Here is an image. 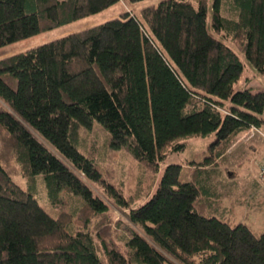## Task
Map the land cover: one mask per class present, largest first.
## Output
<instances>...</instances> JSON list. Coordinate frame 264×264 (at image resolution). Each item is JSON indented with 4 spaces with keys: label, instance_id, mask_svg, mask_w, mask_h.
<instances>
[{
    "label": "trees",
    "instance_id": "trees-1",
    "mask_svg": "<svg viewBox=\"0 0 264 264\" xmlns=\"http://www.w3.org/2000/svg\"><path fill=\"white\" fill-rule=\"evenodd\" d=\"M142 1L0 0V47L120 7L0 58V264H264V230L213 216L205 185L233 143L264 126V88L241 81L246 65L264 77V0L132 7ZM92 126L159 171L141 203L81 147ZM212 135L202 155L159 170L186 139ZM104 199L125 210V228L111 227Z\"/></svg>",
    "mask_w": 264,
    "mask_h": 264
},
{
    "label": "rangeland",
    "instance_id": "rangeland-1",
    "mask_svg": "<svg viewBox=\"0 0 264 264\" xmlns=\"http://www.w3.org/2000/svg\"><path fill=\"white\" fill-rule=\"evenodd\" d=\"M156 1L158 0H144L132 7L137 10L140 6ZM126 8L131 9L128 5ZM119 11L120 7L117 4L62 26L16 40L0 47V58L24 52L39 44L101 23L112 18ZM244 77L249 79L247 87L252 90L264 88V77L254 75L247 65L241 81ZM259 131L260 133L253 132L251 135L246 131L240 136L218 165V175L205 181V185L212 186L214 189L209 196L212 199V215L217 218L229 217L231 224L242 223L254 231L264 230V186L256 185L254 187L252 185L256 179L257 166L264 158V126ZM79 137L81 147L89 154L99 158L100 166L106 177L117 187L124 198L128 199L132 205H137L146 199L157 176H159V171L153 173L146 170L123 150L109 149L106 144L107 134L98 126H92L90 129L81 128ZM212 139L213 135L206 138L186 139L185 148L176 153H167L166 161L159 170L164 164H185L191 159V156L202 155L206 152L207 145ZM225 169L229 170L233 177H226ZM19 180L17 179L18 182ZM97 194L99 193L97 192ZM106 201L109 206L107 220L110 221L111 227L117 228L122 224V227L125 228V210L113 206L108 200ZM69 204L71 206V202Z\"/></svg>",
    "mask_w": 264,
    "mask_h": 264
},
{
    "label": "built area",
    "instance_id": "built-area-1",
    "mask_svg": "<svg viewBox=\"0 0 264 264\" xmlns=\"http://www.w3.org/2000/svg\"><path fill=\"white\" fill-rule=\"evenodd\" d=\"M247 131L250 132V135H251L253 132L258 131V129L255 128V127H251ZM259 170H260V179H262L264 181V158H263V160L260 163Z\"/></svg>",
    "mask_w": 264,
    "mask_h": 264
},
{
    "label": "crops",
    "instance_id": "crops-1",
    "mask_svg": "<svg viewBox=\"0 0 264 264\" xmlns=\"http://www.w3.org/2000/svg\"><path fill=\"white\" fill-rule=\"evenodd\" d=\"M262 116L264 117V112H263Z\"/></svg>",
    "mask_w": 264,
    "mask_h": 264
}]
</instances>
